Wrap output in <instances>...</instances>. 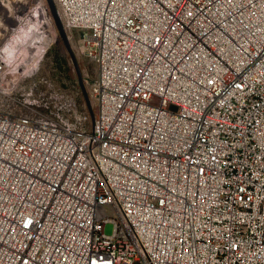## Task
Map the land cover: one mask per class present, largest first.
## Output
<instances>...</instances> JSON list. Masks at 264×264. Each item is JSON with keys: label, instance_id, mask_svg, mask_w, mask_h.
I'll return each mask as SVG.
<instances>
[{"label": "built area", "instance_id": "1", "mask_svg": "<svg viewBox=\"0 0 264 264\" xmlns=\"http://www.w3.org/2000/svg\"><path fill=\"white\" fill-rule=\"evenodd\" d=\"M55 3L94 120L0 110V264H264V0Z\"/></svg>", "mask_w": 264, "mask_h": 264}, {"label": "rangeland", "instance_id": "2", "mask_svg": "<svg viewBox=\"0 0 264 264\" xmlns=\"http://www.w3.org/2000/svg\"><path fill=\"white\" fill-rule=\"evenodd\" d=\"M21 4L26 10L20 9ZM25 12L26 15H23ZM25 20L39 25V35L44 38L39 46L46 50L42 57H36V48H29L28 62L19 65L14 75L7 74L4 87L8 85L11 88L0 90V110L12 114H26L27 106L38 104H30L27 101L34 100L42 91L62 95L63 98H76L78 94V99L84 101L70 55L57 32L45 0H0V47L8 42L20 23ZM65 31L93 108L94 101L89 95V85L96 76V64L81 53L78 31L66 28ZM53 51L65 60L64 70L57 68L52 62ZM33 64L35 67H32ZM112 231L113 224L106 222L104 232L111 234Z\"/></svg>", "mask_w": 264, "mask_h": 264}, {"label": "clouds", "instance_id": "3", "mask_svg": "<svg viewBox=\"0 0 264 264\" xmlns=\"http://www.w3.org/2000/svg\"><path fill=\"white\" fill-rule=\"evenodd\" d=\"M39 32L38 24L22 21L8 42L0 47V61L8 65L13 75L19 65L26 64L30 59L29 48H36V57H42L46 49L39 46L44 39ZM32 67L35 65L33 64Z\"/></svg>", "mask_w": 264, "mask_h": 264}, {"label": "water", "instance_id": "4", "mask_svg": "<svg viewBox=\"0 0 264 264\" xmlns=\"http://www.w3.org/2000/svg\"><path fill=\"white\" fill-rule=\"evenodd\" d=\"M45 1L47 3V7H48V9L50 11V14H51L52 20H53V22L55 24V27L57 29V32H58L61 40L63 41V43H64V45H65V47L68 50V53L70 55V58H71V61H72V64H73V67H74V70H75V73H76V76H77V81H78L81 93H82V95L84 97L86 109H87L88 114H89V116L91 118V121L93 122V120H94V110L91 107L90 100H89L88 95L86 93V90L84 88L83 79H82V75H81V72H80V68L78 66V62H77L76 57H75V55H74L73 51L71 50L70 45L68 43V38H67V35H66L65 27L63 26L62 21L60 19L56 3L54 2V0H45Z\"/></svg>", "mask_w": 264, "mask_h": 264}, {"label": "trees", "instance_id": "5", "mask_svg": "<svg viewBox=\"0 0 264 264\" xmlns=\"http://www.w3.org/2000/svg\"><path fill=\"white\" fill-rule=\"evenodd\" d=\"M52 57V62H54V65L56 64L57 68H60L61 70H64L65 69V60L58 56L56 52L53 51V55L51 56ZM76 99L78 100L79 104H80V107L82 109H86L85 107V103L83 101V99H81V101L78 99V94L76 96ZM94 107V105H93Z\"/></svg>", "mask_w": 264, "mask_h": 264}, {"label": "bare ground", "instance_id": "6", "mask_svg": "<svg viewBox=\"0 0 264 264\" xmlns=\"http://www.w3.org/2000/svg\"><path fill=\"white\" fill-rule=\"evenodd\" d=\"M20 9H22V10H26V8H24V7L22 6V4L20 5ZM20 9H19V10H20ZM22 10H21V11H22Z\"/></svg>", "mask_w": 264, "mask_h": 264}]
</instances>
